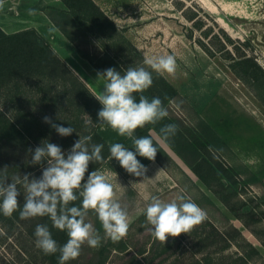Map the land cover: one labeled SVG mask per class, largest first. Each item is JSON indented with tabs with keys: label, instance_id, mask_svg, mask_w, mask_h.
Masks as SVG:
<instances>
[{
	"label": "rangeland",
	"instance_id": "1",
	"mask_svg": "<svg viewBox=\"0 0 264 264\" xmlns=\"http://www.w3.org/2000/svg\"><path fill=\"white\" fill-rule=\"evenodd\" d=\"M98 1L145 59L174 55L175 73L162 74L178 91L176 99L166 106L168 115L182 124L192 138L197 135L201 123L209 125L223 138L227 149L213 153L234 179L225 178L223 187L216 186L218 193L209 190L153 130L152 137L173 163L160 164L156 160L147 163L148 159L137 155L148 169L147 179L130 175L115 158L100 170L111 173L116 196L128 212L129 225L145 214L151 197L171 202L183 196L203 209L204 221L214 224L220 232L235 230L241 234H235L236 239L224 253L230 256L226 258L229 262L241 264L240 259L246 257L247 264H264V106L230 68L232 58L236 60L245 54L264 69V0ZM196 24H201L202 28ZM89 41L87 45L91 51L104 52L96 39ZM133 63L135 67H142L138 61ZM130 66L134 67L124 64L126 69ZM4 104L0 99L1 110L9 115L15 113V104ZM26 106L39 112V107L33 104ZM129 150L135 152V149ZM33 175L41 176L38 171ZM20 192L24 197L23 187ZM224 199L230 205H226ZM86 222L94 227L92 217H87ZM201 224L192 231L199 229ZM150 228L131 230L124 238L129 248L125 252L111 250L106 264H131L132 261L149 264L138 252L144 247L150 248L152 243L156 246L161 243L152 237ZM100 236L99 247L82 245L77 264H95L99 260L101 245L109 239L104 233ZM167 240L174 242L173 252L188 255L192 242L190 233L169 236ZM252 248L258 250V254ZM36 250L20 229L8 233L0 228V264H41L35 257Z\"/></svg>",
	"mask_w": 264,
	"mask_h": 264
},
{
	"label": "trees",
	"instance_id": "2",
	"mask_svg": "<svg viewBox=\"0 0 264 264\" xmlns=\"http://www.w3.org/2000/svg\"><path fill=\"white\" fill-rule=\"evenodd\" d=\"M61 1L66 10L48 8L41 11L47 14L63 36L77 48L81 58L87 60L98 72L115 68L123 75L126 71L124 64H131L135 67L133 63L135 61L152 71L144 64L145 58L142 54L131 46L115 22L93 0ZM190 19L194 20L192 17ZM196 25L199 29L202 28L201 24ZM90 38L100 42L104 52L91 51L87 45ZM231 60L233 61L230 65L232 71L251 88L264 106V69L255 59L245 54L240 55L236 60L233 58ZM152 76L151 87L143 93L133 95L137 102L140 95H144L149 100L159 97L166 108L176 99L178 91L161 74L152 72ZM95 95L94 91L36 29L31 28L7 34L0 28V99L5 104L10 103L17 106L15 113L11 115L0 109V170L7 167L6 174L9 177L7 182L11 183V178L14 176L22 177L24 174H34L36 171L42 175L41 166L31 164L32 153L28 151L29 148L35 149L42 141L60 146L65 154L79 139V136L91 135V143L103 144L101 154L104 160L100 163L90 162L84 182L90 172L100 171L108 163L111 144L121 143L126 148L134 149L131 139L118 135L107 125L101 126L97 123L98 112L102 105ZM29 104L39 107V112L27 109L26 105ZM44 116L51 117L54 123L64 127L71 126L76 132L70 136L61 137L50 124L43 122ZM169 124L177 125L178 130L174 136L165 140L160 129ZM183 127L168 115L155 125L148 124L136 129L134 135L137 138L152 137L151 131H156L171 150L183 159L199 180L209 190L218 193L216 186L223 187L225 178L230 181L234 180L231 175L227 174L225 167L213 153V151L227 149V142L206 123H201L199 131L196 132L197 135L195 134L193 138L184 131ZM152 139L158 148L155 160L160 164H164L165 161L173 163L168 153L153 137ZM3 174L0 172V175ZM18 188L20 190L22 185H18ZM18 202L19 208L12 216L7 217L0 212V228L8 233L15 228L20 229L24 236L37 247L34 235L36 226L47 225L52 238L58 245L62 246L67 242L66 231L54 228L48 216L21 219L19 213L23 207L24 197L20 195ZM224 203L230 205L225 199ZM73 204L79 205L80 201L73 202ZM87 217L94 219V228L99 234L104 233L95 212L90 210ZM148 227L150 225L146 223V215L143 214L130 226L128 233L136 229L144 231ZM235 234L241 236L235 230L232 233L220 232L214 224L204 221L199 229L190 232L192 242H190L187 256L173 252L175 244L174 242L169 243L168 240L165 244L160 243L158 246L152 243L150 248H142L138 255L145 257L149 264H153L157 259H160L157 264H237L233 261L229 262L226 258L230 259V256L224 255L236 239ZM118 243L115 245L109 238L107 243L101 245L99 260L95 264H106L108 253L111 250L125 252L129 248L124 238ZM252 251L258 254V250L252 248ZM35 257L40 260L41 264H58L59 253L45 255L41 249L37 248ZM247 259L246 257L241 258V264H247ZM133 260L135 261L136 258L134 257ZM140 263L132 261L131 264ZM66 264H77V259L70 260Z\"/></svg>",
	"mask_w": 264,
	"mask_h": 264
},
{
	"label": "clouds",
	"instance_id": "3",
	"mask_svg": "<svg viewBox=\"0 0 264 264\" xmlns=\"http://www.w3.org/2000/svg\"><path fill=\"white\" fill-rule=\"evenodd\" d=\"M4 0H0V7ZM31 10L30 14H34ZM145 67H128L124 74L115 68H108L97 73V80H103L102 91L95 98L102 105L98 112L101 126L107 125L118 135L132 140L135 152L121 143L109 146L110 159L115 158L127 173L135 177H145L148 171L137 155L149 161H155L158 148L151 136L137 138L134 133L138 128L148 124L155 125L168 116L159 97L149 100L140 95L137 102L134 93H143L153 83L152 72L173 75L176 71L174 55H161L146 58ZM43 122L61 136H70L75 129L54 123L49 116ZM178 130L175 124L160 129L163 139L174 136ZM79 136V135H78ZM92 136H79L67 154L56 144L42 143L32 153L31 164L40 165L42 175L36 178L32 173L22 177L14 176L8 183L6 169L0 170V212L10 217L19 208L18 197L24 189V203L20 210L21 219L48 216L54 228L66 231L68 240L60 246L52 238L47 225H37L35 229L36 246L45 255L59 253L58 264L75 260L81 253L82 245L97 248L101 236L91 223L86 222L89 211L97 214L107 238L116 243L125 238L129 231L127 210L119 202L111 173L99 170L90 172L85 181L89 164L103 162V144L91 143ZM46 162V164H45ZM145 179H147L145 177ZM144 179V180H145ZM80 201L79 205L73 202ZM71 205V206H70ZM146 223L151 226V235L155 240L165 244L168 237H178L190 233L193 228L206 219V213L191 199L183 196L171 202H164L158 197H151L145 209Z\"/></svg>",
	"mask_w": 264,
	"mask_h": 264
},
{
	"label": "crops",
	"instance_id": "4",
	"mask_svg": "<svg viewBox=\"0 0 264 264\" xmlns=\"http://www.w3.org/2000/svg\"><path fill=\"white\" fill-rule=\"evenodd\" d=\"M102 10L98 0H93ZM58 8L66 10L61 0H4L0 7V28L7 34L34 28L43 35L74 72L98 95L103 88V80H97L98 71L81 58L74 45L41 10ZM31 10L34 14H30ZM60 48V49H59Z\"/></svg>",
	"mask_w": 264,
	"mask_h": 264
},
{
	"label": "bare ground",
	"instance_id": "5",
	"mask_svg": "<svg viewBox=\"0 0 264 264\" xmlns=\"http://www.w3.org/2000/svg\"><path fill=\"white\" fill-rule=\"evenodd\" d=\"M173 155V154H172ZM174 157V156H173Z\"/></svg>",
	"mask_w": 264,
	"mask_h": 264
}]
</instances>
